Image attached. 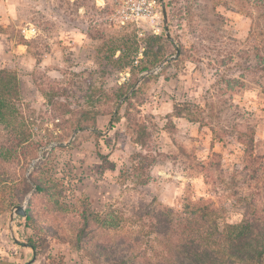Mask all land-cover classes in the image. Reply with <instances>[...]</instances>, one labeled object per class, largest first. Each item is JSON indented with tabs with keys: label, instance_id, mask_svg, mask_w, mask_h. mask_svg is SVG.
I'll return each instance as SVG.
<instances>
[{
	"label": "rangeland",
	"instance_id": "374dc122",
	"mask_svg": "<svg viewBox=\"0 0 264 264\" xmlns=\"http://www.w3.org/2000/svg\"><path fill=\"white\" fill-rule=\"evenodd\" d=\"M164 4L171 39L161 0H0V69L16 73L32 141L39 144L27 165L0 151V205L7 186L38 163L41 176L62 180L50 191L63 193L33 196L32 189L22 201L29 195L30 208L65 235L78 221L73 212L81 198L119 225L164 208L191 214L205 207L220 229L264 223V171L252 178L238 140L253 133V153L264 157V0ZM25 26L36 29L32 39L22 35ZM145 34L161 37L154 48L161 62L149 70L178 49L176 58L150 75L107 64L111 52L116 58L123 50L136 67ZM142 76L116 110L117 87L125 85L127 93ZM82 111L97 113L100 137L84 130L70 140ZM140 125L155 159L146 185L133 171L136 153H146L133 143ZM49 138L70 142L57 150L50 148L55 142L44 145ZM126 230L98 229L87 246L118 243Z\"/></svg>",
	"mask_w": 264,
	"mask_h": 264
},
{
	"label": "trees",
	"instance_id": "16d2710c",
	"mask_svg": "<svg viewBox=\"0 0 264 264\" xmlns=\"http://www.w3.org/2000/svg\"><path fill=\"white\" fill-rule=\"evenodd\" d=\"M144 39L146 46L136 67L132 66L133 59L124 55L123 50L116 58L111 52L107 57V64L120 71L130 69L131 74L157 66L161 59L160 53L155 52L154 48L159 45L161 37L145 34ZM124 86L117 87L113 93L116 98L120 99L125 95ZM26 106L16 73L0 69V127L5 133V139L0 142V151L6 156L18 158L22 165H27L28 161L36 157L33 152L39 145L32 141L30 125L24 116ZM96 114L92 111H82L75 128L95 129ZM181 116L177 114V117ZM89 123L91 125H88ZM94 135L100 137L99 133ZM245 136L247 137L239 136L238 140L245 145L246 162L249 164L252 178H255L261 170L264 171V157L253 153V133ZM58 141H61V138H49L44 145ZM133 143L136 148L146 152L136 153L135 158L138 161L133 167L134 172L141 174V177H138L139 184L146 185L149 177H144L145 173L155 159L150 153V139L145 125L138 127ZM114 169V164H111L110 170ZM41 170V165L36 163L29 175L19 176L7 186V194L3 195L5 204L0 205V215L9 213L13 206L22 203L32 189L33 196L62 195V190L50 191L52 185L57 186L62 180L54 184L48 177L38 173ZM32 201H28L27 216L19 220L17 230L20 240L29 244L34 255L44 259V264H64L62 255H47L51 244L69 245L78 253L81 261L86 258L93 264H264V223L224 224L220 229L216 220L210 219L211 212L208 207L199 208L191 214L185 211L180 214L164 208L159 215H135L119 225V220L101 218L92 212L88 199L81 198L77 200V209L73 212L78 221L72 233L65 235L60 225L52 224L44 214H36L30 208ZM54 206L58 207V203ZM117 228L127 229L118 243L111 240L109 246L98 242H94L92 247L87 246V240L96 234V230L108 231Z\"/></svg>",
	"mask_w": 264,
	"mask_h": 264
},
{
	"label": "crops",
	"instance_id": "0c3cea01",
	"mask_svg": "<svg viewBox=\"0 0 264 264\" xmlns=\"http://www.w3.org/2000/svg\"><path fill=\"white\" fill-rule=\"evenodd\" d=\"M0 37H4L0 34ZM182 122V121H181ZM190 125L188 121H183ZM184 124V123H182ZM179 127V126H178ZM9 215L10 213H5L0 215V264H26L31 261L34 253L31 247H24V243L20 240L17 230V223L20 222V219L24 218H15L13 222V233L15 239L18 243H15L11 234L9 232ZM70 246L66 244H51L50 249L47 252V255H56L60 254L64 257V264H93L88 260L81 261L77 254L73 253L70 250ZM36 257V256H35ZM44 259L35 258L30 264H44Z\"/></svg>",
	"mask_w": 264,
	"mask_h": 264
},
{
	"label": "water",
	"instance_id": "95a60500",
	"mask_svg": "<svg viewBox=\"0 0 264 264\" xmlns=\"http://www.w3.org/2000/svg\"><path fill=\"white\" fill-rule=\"evenodd\" d=\"M161 11H162V17H163V25H164V29H165V35L167 38L171 39L170 37V34H169V31H168V19H167V13H166V9H165V4H164V0H161ZM178 52L179 50L177 49L176 50V53L174 56L172 57H169L168 59H166L163 63H161L157 68L155 69H152V70H145L144 73L145 75H150V74H153L155 73L156 71L160 70L163 68L164 64L169 61V60H172L174 58H176V56L178 55ZM143 79V76L140 77L136 82L135 84L131 87V89L119 100V103L117 104L116 106V110L117 108L120 106V104H122L133 92L134 90L137 88V86L139 85V83L141 82V80ZM116 114V111L114 112V115ZM84 130H90L94 133H100L99 130L97 129H93V128H89V127H82L81 129H77L75 130L71 137H70V140L74 139V137L76 136V134L80 131H84ZM70 140L66 143H63V142H55L53 143L50 148H52L53 146H58V147H64V146H67L69 145V142ZM33 166V163H31V167ZM28 200H29V195L25 198V201L20 203V204H17L15 205L11 212H10V215H9V232L11 234V237L13 238V240L15 241V243H18L17 239H15L14 237V233H13V222H14V219L17 217V218H25L27 216V211H26V206H27V203H28ZM24 247H30L29 244L27 243H23L22 244ZM35 255L32 257L31 261H29L28 263L26 264H30L32 261L35 260Z\"/></svg>",
	"mask_w": 264,
	"mask_h": 264
},
{
	"label": "built area",
	"instance_id": "2783aa9c",
	"mask_svg": "<svg viewBox=\"0 0 264 264\" xmlns=\"http://www.w3.org/2000/svg\"><path fill=\"white\" fill-rule=\"evenodd\" d=\"M21 33L26 39H32L36 34V29L31 26H25L21 29Z\"/></svg>",
	"mask_w": 264,
	"mask_h": 264
}]
</instances>
